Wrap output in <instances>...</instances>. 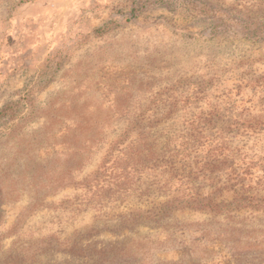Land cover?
Masks as SVG:
<instances>
[{
	"label": "rangeland",
	"instance_id": "1",
	"mask_svg": "<svg viewBox=\"0 0 264 264\" xmlns=\"http://www.w3.org/2000/svg\"><path fill=\"white\" fill-rule=\"evenodd\" d=\"M163 1L0 0V110H37L0 138V264H264V204L235 203L238 181L223 211H153L159 169L126 190L93 181L129 119L212 118L264 199V39L211 35L205 9L258 0Z\"/></svg>",
	"mask_w": 264,
	"mask_h": 264
},
{
	"label": "trees",
	"instance_id": "2",
	"mask_svg": "<svg viewBox=\"0 0 264 264\" xmlns=\"http://www.w3.org/2000/svg\"><path fill=\"white\" fill-rule=\"evenodd\" d=\"M162 2L164 1L144 0L145 4ZM139 9L140 5H135L127 13L128 19L137 18L136 11ZM205 9L210 17L207 30L211 35L239 29L249 39H264V0L228 8L221 4H207ZM29 100L28 96L21 98L0 110V122L5 123V127L0 129V138L13 135L21 122L34 119L37 110ZM76 122L77 120L75 124ZM162 122L164 121L161 119H129L126 131L110 146L93 181H111L126 190L136 179L140 181V176L146 171L154 172L159 169L166 178L157 179L154 176L150 179L147 195L158 185L157 190L167 194L169 200L153 206V211H174L182 208L223 211L231 202L218 200V195L224 190L230 191L236 181L242 186L234 190L235 197L238 198V201L234 199L235 203L250 208L264 204V199L247 190L240 181L244 171L235 164V158L225 152L226 145L221 136L207 133L214 122L212 118L186 119L183 129L168 131L160 129ZM133 132L136 135L131 139ZM199 179L204 182V187L209 186L208 192H202V186L196 185Z\"/></svg>",
	"mask_w": 264,
	"mask_h": 264
}]
</instances>
